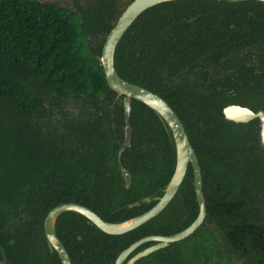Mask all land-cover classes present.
<instances>
[{"label": "flooded vegetation", "instance_id": "obj_1", "mask_svg": "<svg viewBox=\"0 0 264 264\" xmlns=\"http://www.w3.org/2000/svg\"><path fill=\"white\" fill-rule=\"evenodd\" d=\"M192 3L197 5V12H191L195 6L187 11L186 4H180L178 12L182 14L171 18L174 20L171 24L168 18L150 29L156 36L159 28L160 52L164 56L171 54L159 71L158 84L163 96L151 92L172 108L185 129L200 169V198L194 190L195 177L189 164L178 190L162 207H157L175 171L171 131L158 117L163 124L159 130L163 142L156 136L154 143L138 149L135 141L141 128L131 124L133 101L126 122L123 97L117 93L110 102L99 101V111L90 104L88 109L79 100L70 99L74 104L67 100L62 111L47 109L38 117H25L22 121L23 133L56 139L57 132H63L59 128L56 131L57 120L65 118L75 123L78 117L88 120L91 116L98 121L105 144L108 143L105 134L111 136L107 148L111 161L105 186L104 159L100 174L94 175L91 168L95 161L87 160L89 175L98 185L92 190L93 206L98 201L96 193L104 189L99 208L75 202L59 205H80L108 224L140 218L141 222L117 234L96 228L98 237L86 247L89 252L85 264H264V1L192 0ZM138 150L148 157L147 165H152V171L156 162L150 160L153 155L155 160L159 157L168 164L169 176L159 187L151 189L148 184L146 191L130 190L133 173H149L142 160L140 164L134 162ZM207 160L221 174L212 175ZM123 170L130 175L129 186L125 184ZM146 175L140 178L145 179ZM110 199H114L112 203ZM19 215L22 220L27 219L25 210ZM60 216L55 223L58 238ZM84 220H79V224L93 226ZM43 236V249L49 260L54 262L58 257L62 264L58 253L50 247L44 228ZM59 240L73 264L65 244Z\"/></svg>", "mask_w": 264, "mask_h": 264}, {"label": "trees", "instance_id": "obj_2", "mask_svg": "<svg viewBox=\"0 0 264 264\" xmlns=\"http://www.w3.org/2000/svg\"><path fill=\"white\" fill-rule=\"evenodd\" d=\"M132 1L0 0V263L60 264L58 257L50 261L43 249L42 223L47 212L68 202L99 208L104 189L96 193L98 201L93 206L92 190L98 185L89 172L100 174L103 158L102 185H106L111 136L105 134V144L98 121L91 116L88 120L78 117L75 123L59 119L54 127L63 132H57L56 139L23 133L22 121L38 117L47 109L62 111L70 99L99 111V101L110 102L115 97L95 54H100L107 34ZM180 4H186L187 11L194 6L191 12L198 10L192 0L159 4L143 12L125 32L114 57L115 70L122 79L163 96L159 71L171 54L164 56L160 52L159 28L156 36L150 29L168 18L171 24V18L182 14L178 12ZM132 101L131 124L141 128L135 141L138 149L154 143L156 136L163 142L159 131L163 124L158 116L146 105ZM142 152L138 150L134 162L140 164L142 160L145 167L148 157ZM89 158L95 161L91 171L87 170ZM157 158L150 157L156 162L153 171L152 165H147V175L133 173L130 190L146 191V185L153 189L167 180L168 164ZM207 163L212 175L221 174L208 160ZM140 175H146L145 179ZM24 210L27 219L22 220L19 213ZM81 219L85 218L64 212L57 221L58 236L73 264H85L89 252L86 247L98 237L94 226L79 224ZM12 220L15 222L9 223ZM82 250L86 253L82 254Z\"/></svg>", "mask_w": 264, "mask_h": 264}, {"label": "water", "instance_id": "obj_3", "mask_svg": "<svg viewBox=\"0 0 264 264\" xmlns=\"http://www.w3.org/2000/svg\"><path fill=\"white\" fill-rule=\"evenodd\" d=\"M170 1L175 0H133L122 11L114 27L107 34L100 54H95L96 59L103 67L108 88L117 93L118 97H123L125 121L127 122L129 118L131 100H136L148 106L171 131L173 137V147L176 152L175 171L171 180L165 186L161 203L157 207H162L163 202L169 199L171 195L178 190L189 164L192 166L195 177L194 190L200 198L201 177L198 160L189 143L185 129L172 108L158 95L122 79L115 70L114 57L119 42L139 15L155 5ZM122 174L126 186H129V173L123 170ZM155 210H153V212ZM68 211L80 214L90 221L95 228L110 234L128 231L141 222L140 218L119 224H108L99 219L96 214L87 208L76 204H63L53 208L45 217L43 228L50 247L58 253L62 264L72 263L65 247L56 235L55 223L60 214Z\"/></svg>", "mask_w": 264, "mask_h": 264}, {"label": "rangeland", "instance_id": "obj_4", "mask_svg": "<svg viewBox=\"0 0 264 264\" xmlns=\"http://www.w3.org/2000/svg\"><path fill=\"white\" fill-rule=\"evenodd\" d=\"M70 101H72L71 103L72 104H74V100H70ZM69 105V104H68ZM68 105H66V108L68 109V110H70L71 109V107L70 106H68ZM78 105V104H77ZM76 110V109H75ZM15 222V220H13L11 223H14ZM10 223V222H9ZM0 264H3V263H0Z\"/></svg>", "mask_w": 264, "mask_h": 264}]
</instances>
